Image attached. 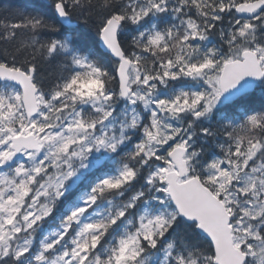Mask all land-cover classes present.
I'll return each instance as SVG.
<instances>
[{
  "label": "snow or ice",
  "instance_id": "6c2138e0",
  "mask_svg": "<svg viewBox=\"0 0 264 264\" xmlns=\"http://www.w3.org/2000/svg\"><path fill=\"white\" fill-rule=\"evenodd\" d=\"M0 264H264V0H0Z\"/></svg>",
  "mask_w": 264,
  "mask_h": 264
},
{
  "label": "trees",
  "instance_id": "16d2710c",
  "mask_svg": "<svg viewBox=\"0 0 264 264\" xmlns=\"http://www.w3.org/2000/svg\"><path fill=\"white\" fill-rule=\"evenodd\" d=\"M37 0H12L13 3L30 6L32 3L36 2ZM37 2H43L42 0H38ZM257 106H259V99L256 101Z\"/></svg>",
  "mask_w": 264,
  "mask_h": 264
},
{
  "label": "bare ground",
  "instance_id": "6f19581e",
  "mask_svg": "<svg viewBox=\"0 0 264 264\" xmlns=\"http://www.w3.org/2000/svg\"><path fill=\"white\" fill-rule=\"evenodd\" d=\"M37 1H38V0H37ZM37 1H36V2H37Z\"/></svg>",
  "mask_w": 264,
  "mask_h": 264
}]
</instances>
